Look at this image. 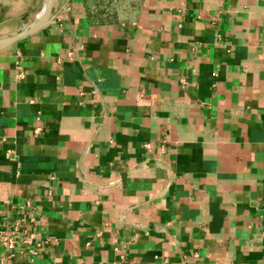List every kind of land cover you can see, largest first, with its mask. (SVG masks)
<instances>
[{"label": "crops", "instance_id": "obj_1", "mask_svg": "<svg viewBox=\"0 0 264 264\" xmlns=\"http://www.w3.org/2000/svg\"><path fill=\"white\" fill-rule=\"evenodd\" d=\"M46 0H0V38ZM55 0L0 49V264H264V0Z\"/></svg>", "mask_w": 264, "mask_h": 264}, {"label": "built area", "instance_id": "obj_2", "mask_svg": "<svg viewBox=\"0 0 264 264\" xmlns=\"http://www.w3.org/2000/svg\"><path fill=\"white\" fill-rule=\"evenodd\" d=\"M38 234L32 221L26 218L15 220L0 228V245L5 252L4 262H11L17 254L36 257L41 254L47 241H38Z\"/></svg>", "mask_w": 264, "mask_h": 264}, {"label": "water", "instance_id": "obj_3", "mask_svg": "<svg viewBox=\"0 0 264 264\" xmlns=\"http://www.w3.org/2000/svg\"><path fill=\"white\" fill-rule=\"evenodd\" d=\"M54 3H55V0L49 1L47 9L46 8L43 9V11L45 9L46 10H45L43 16L41 17V19H35V21H33L30 25L25 27L21 32L15 34L9 38L2 39L1 41H3V44L0 46V49L5 48V47L19 41L20 39H22L28 35H31L37 31H39L40 29H42L48 23V21L51 18Z\"/></svg>", "mask_w": 264, "mask_h": 264}, {"label": "rangeland", "instance_id": "obj_4", "mask_svg": "<svg viewBox=\"0 0 264 264\" xmlns=\"http://www.w3.org/2000/svg\"><path fill=\"white\" fill-rule=\"evenodd\" d=\"M93 7L97 6L105 14L112 13L116 8H123L122 6L131 0H88Z\"/></svg>", "mask_w": 264, "mask_h": 264}, {"label": "bare ground", "instance_id": "obj_5", "mask_svg": "<svg viewBox=\"0 0 264 264\" xmlns=\"http://www.w3.org/2000/svg\"><path fill=\"white\" fill-rule=\"evenodd\" d=\"M49 1L50 0H46V3H45V7L44 8H46L47 9V7H48V4H49ZM45 9V10H46ZM45 10L44 11H42V12H40L39 14H38V16H37V18L36 19H41V17L43 16V14H44V12H45ZM39 21V20H38ZM31 24V23H30ZM29 24V25H30ZM10 36H6V37H1L0 38V46L3 44V41H1L2 39H5V38H9Z\"/></svg>", "mask_w": 264, "mask_h": 264}]
</instances>
